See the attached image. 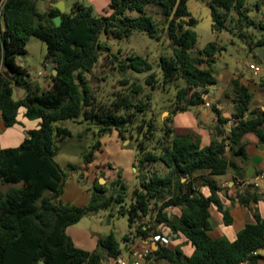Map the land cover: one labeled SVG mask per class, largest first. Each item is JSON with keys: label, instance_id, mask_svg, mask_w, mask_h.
I'll use <instances>...</instances> for the list:
<instances>
[{"label": "trees", "instance_id": "obj_1", "mask_svg": "<svg viewBox=\"0 0 264 264\" xmlns=\"http://www.w3.org/2000/svg\"><path fill=\"white\" fill-rule=\"evenodd\" d=\"M39 1L0 0L2 119L11 128L18 124L19 110L25 108L28 119L41 120L39 129L28 131L22 150L21 147L0 150V182L11 186L6 192L0 191V264H103L104 253L119 257L121 242L113 233L99 240L96 251L87 252L77 248L66 232L83 218L113 205L118 206V215L126 217L129 223L130 231L123 243L149 238L156 223L165 224L174 234L181 233L195 247L194 254L187 257L180 248L159 244L151 258L170 264H259L262 259L259 251L264 249L262 218L254 214V222L247 224L235 241L213 239L209 233V209L216 205L222 210L214 177L232 170L240 183L246 182L235 161L247 160L244 140L248 134H255L264 143V111H250L249 90L233 80V117L241 121L230 135L226 134L227 120L215 107L213 111L219 119L209 147L201 148L198 139L193 142L175 135L174 116L204 105L215 85L211 71L203 66L212 64L225 51L217 42L197 50L198 21L188 9V0H108L112 12L102 16H96L92 6L81 2H76L70 13L56 9L40 12ZM263 3L264 0H259L256 8L260 9ZM151 6L157 7L159 13L149 14L147 9ZM210 8L214 33H231L243 40L250 51L264 45V34L256 39L250 33V29L264 33V22L250 18L247 0H211ZM132 11L138 17L127 15ZM58 15L62 18L59 27L54 23ZM134 32H143L156 40L166 37L173 48L170 58L160 60L161 80L151 73L153 66L148 60L138 55L127 57L118 66L121 72L151 73L146 85L152 88L158 84L163 88L176 86L170 114L162 121V134L158 137L155 120L146 118L148 101L137 100L143 90L141 86L132 84L131 94H118L109 105L97 104L86 78L103 53H108L109 60L119 59L102 44V34L125 39ZM32 37L47 45L44 66L50 62L58 71L56 76L49 73L52 86L42 92H32L29 72L18 64V57L27 54ZM4 71L13 79H8ZM15 84L27 93L18 101L13 99ZM122 84L128 85L127 80ZM146 98L150 100V95ZM81 117L98 128L99 137L116 131L124 140L127 134L133 139L134 133L142 138L137 166L140 183L133 191L130 205H126L125 185L121 183L117 184L120 186L117 194L111 197L105 196L104 185L94 184V193L85 206L62 202L66 174L55 157L61 144L73 135L59 123ZM100 147L101 142L97 141L84 154L85 165L94 162ZM157 163L163 164L164 174L151 170ZM202 171H209V176H199ZM203 187L209 188V197L201 192ZM260 200L253 186L238 194L244 207ZM169 208H178L181 214H169ZM223 213L225 224L231 225L228 212ZM145 218L152 222L149 229H145Z\"/></svg>", "mask_w": 264, "mask_h": 264}, {"label": "rangeland", "instance_id": "obj_2", "mask_svg": "<svg viewBox=\"0 0 264 264\" xmlns=\"http://www.w3.org/2000/svg\"><path fill=\"white\" fill-rule=\"evenodd\" d=\"M52 2L53 0H49ZM68 5V12L77 2V0H66ZM211 0H188V9L194 18L197 19L195 31L198 34L197 50H201L206 44L210 42H217L219 45L225 47L222 55L213 64L216 69H233L248 73L249 60L254 61L247 56L248 45L239 37L228 32L216 34L212 30L211 17ZM79 2L92 6L96 16L106 15L108 6L103 5L104 1L100 0L95 4L80 0ZM259 0H247V6L250 9L249 16L252 20L263 21L264 12L256 8ZM47 3L40 0L38 2L39 11H45ZM148 13L151 15L158 14V8L155 6L148 7ZM260 10V11H259ZM106 13V14H105ZM130 17H138L135 11L128 12ZM159 17H156L158 20ZM251 34L259 37L263 32L259 29H250ZM262 37V36H260ZM102 44L110 48L111 54L119 57L117 61L107 59L108 53H103L97 63L95 69L86 76L89 86L95 96V103L97 104H111L118 94H131L132 84L139 85L143 88L137 100L148 101V113L146 118H153L158 129L157 137L162 133V121H164L170 114L169 108L176 96L177 88L175 85H169L166 88L159 84L155 88L146 85V79L149 74L155 73L157 80H161V73L159 63L162 57H171L173 55V48L166 37L160 40L152 39L143 32H134L129 38L116 39L112 36L102 34L100 37ZM27 50L29 54L22 57V62L26 64L29 69L30 76L28 82L35 87L38 83L43 84L47 78L46 68L43 66L42 59L47 54V45L43 41L32 37L28 44ZM138 55L148 60L153 66L151 73H135L132 70L121 72L119 69V62L129 56ZM41 60V62H40ZM38 62V64H37ZM261 68L260 75H254L255 82L262 85L264 81V62L258 63ZM37 65V68L35 69ZM43 78H42V77ZM250 76V74H249ZM127 80L128 85H123L122 82ZM180 86H184L183 83ZM16 89V88H15ZM25 90V89H24ZM150 95V100L146 98ZM15 99H18V90H15ZM69 128L72 132V137L61 144V151L55 157V161L59 164L66 174L65 193L62 197L67 204H75L84 206L90 201L94 193V184L99 183L105 186V196L111 197L117 194L121 183L125 185L126 205H130L132 201V194L136 187L139 186L138 169L136 173L133 167L138 168V159L140 155L139 143L142 141L136 133L133 134V139L130 135H126V140L120 138L118 133L114 131L112 134H107L99 137L98 128L90 125L81 117L77 121H65L59 123ZM90 128V129H89ZM97 141L103 145L102 152H96L95 163L85 165L83 156L91 150V147ZM126 142V146L122 143ZM154 146L151 145V148ZM100 163L111 165V173L102 167ZM71 166H74L72 168ZM151 170L164 174L166 169L162 163L155 164ZM120 172V175L118 174ZM82 224L91 226L97 231L101 238L108 237L114 234L115 237L122 242L124 236L129 231V223L126 217L118 215V206L113 205L108 210H101L97 214L85 217L80 222ZM100 238V239H101ZM77 247V246H76ZM80 249V248H79ZM98 249V245H97ZM96 249V250H97Z\"/></svg>", "mask_w": 264, "mask_h": 264}, {"label": "crops", "instance_id": "obj_3", "mask_svg": "<svg viewBox=\"0 0 264 264\" xmlns=\"http://www.w3.org/2000/svg\"><path fill=\"white\" fill-rule=\"evenodd\" d=\"M85 1L96 5V2H99L100 0ZM103 1V5L108 6L109 8L110 2L108 0ZM43 2L47 3V7L45 11L42 12H46L50 9H56L58 11H60L59 9H65L64 13H69L67 11L68 3L66 0H53L52 2H50L49 0H43ZM260 10L264 12V3L261 5ZM111 12L112 11L109 8L106 12L107 14H105L109 15ZM262 22H264V16ZM2 25L4 27V24ZM263 34L264 33H262L260 36H263ZM253 35L256 37V39L261 38L260 36L257 37V35L255 34ZM246 51L248 58L254 60H249L248 73L240 71L236 72L233 69H228L226 71H224L223 69H216L213 64L218 59V56L215 58V61L212 64L203 66L205 69L211 71L213 78L215 79V85L212 87L211 94L206 101L211 104V107L208 108L204 104L198 108H193L183 113H177L173 118L175 135L179 137H188L193 142L198 139L201 148L209 147L212 141V133L214 132V127H216L219 119V115H217L213 111V108L215 107L216 109H218V111L220 112V116L224 120L233 117L235 113V105L232 103L233 88L231 83L233 80H238L241 85L245 86L249 90L252 96L250 111H264V81L262 82V85L257 84L255 82V79L253 78L254 75H257V73H254L249 69L250 65H259L258 63L261 61L264 62V60H262L255 53V51H250L249 48H247ZM222 53L220 55H222ZM27 54H29L28 50ZM27 54L25 56H27ZM46 56L47 54L42 59L43 64ZM18 64L26 68L28 72L34 70L32 67L28 69L26 64L23 63L22 60H18ZM44 67L47 71V64ZM36 68L37 65L35 69ZM52 69H55L54 65H52ZM260 73H258V75H260ZM43 76L48 80H46L43 84L38 83L35 87H32V84H30L32 92H42L51 88L52 80L49 73L47 72V75ZM15 90H18V99L14 98ZM26 95L27 93L22 87L16 84L14 85L13 99L15 101L23 99ZM17 120L18 124L11 128H7L4 124L0 112V150L21 147L24 141L28 138V131L39 129L41 123L40 119H28L26 117L25 108H21L19 110ZM244 141L246 143V151L248 156L247 160L246 162H242L241 160H236L235 162L237 164V167L243 173L244 179L248 181L247 175H251V180L254 181L257 180L260 175H264V143H260L258 137L255 134H248L245 137ZM122 143L126 146V142ZM102 151L103 145L101 143L100 149L96 152ZM95 159L96 153L93 163H95ZM105 164L106 163H100L99 167H105V169H109L108 171L111 173V165L107 166ZM136 169V167H133V171L135 173ZM209 173V171H202L199 176L201 175L204 177H208ZM118 174L120 175V172ZM236 178L237 177L232 170H229L223 176L214 177L215 183L217 184L219 189L218 197L222 205V210H219L216 205H212L209 209L211 223V231L209 233L213 239L227 238L229 241H235L238 234L244 229V227L247 224L254 222V214L259 215L264 221V179L260 181L257 188H254L261 196V200L257 204H253L250 207H244L238 201V194L246 190L249 185L240 183ZM10 187V185H4L0 182V191L6 192ZM201 192L206 197H209L211 195L208 187H203L201 189ZM61 200L64 204H67L63 201L62 198ZM225 211L228 212L232 220L231 225L225 224L223 213ZM168 213L172 215H180L181 210L178 208H169ZM143 221L146 222V224H152V222L148 218H145ZM80 222L68 227L66 231L67 235L72 239L77 248H80L87 252L96 251L98 242L101 238L99 233L95 231L91 226L82 224ZM152 226L154 227L155 234L161 237L160 241H155V235H152L147 239L134 238L132 241L124 243L123 248L121 245L122 253L117 258L121 259L124 264H170L166 260H156L153 257H149L152 256L153 252L158 249L159 244L173 249L180 248L184 255H186L187 257H191L194 254L195 247L187 240L184 235H182L181 233L174 234L165 224L158 225L156 223H153ZM147 252L148 256H145ZM259 254L262 257L259 264H264V249L260 250ZM117 258L110 257L104 253L103 264H117Z\"/></svg>", "mask_w": 264, "mask_h": 264}, {"label": "built area", "instance_id": "obj_4", "mask_svg": "<svg viewBox=\"0 0 264 264\" xmlns=\"http://www.w3.org/2000/svg\"><path fill=\"white\" fill-rule=\"evenodd\" d=\"M77 1H79V0H77ZM249 69L252 71V72H254V73H260L261 72V68H260V66H258V65H256V64H252V65H250L249 66ZM205 106L206 107H211V104L209 103V102H206L205 103ZM246 117V116H245ZM241 121V119L240 118H234V117H230V118H228L227 119V122H226V124H225V128H226V134L227 135H230L231 134V132H232V130L239 124V122ZM264 179V175L262 174V175H260L258 178H257V180H248V181H246V182H243V184L244 185H249V186H253L254 188L256 187H258L259 186V183H260V181L261 180H263ZM150 226L151 225H149V224H146L145 225V229H149L150 228ZM151 234L152 235H155V237H154V239H155V241H160L161 240V237L160 236H157L156 234H155V231L153 230V231H151ZM145 256H148V252L145 254ZM117 264H124L123 263V261L121 260V259H119V258H117ZM137 264H139V263H137Z\"/></svg>", "mask_w": 264, "mask_h": 264}, {"label": "water", "instance_id": "obj_5", "mask_svg": "<svg viewBox=\"0 0 264 264\" xmlns=\"http://www.w3.org/2000/svg\"><path fill=\"white\" fill-rule=\"evenodd\" d=\"M201 2L203 1V0H200ZM60 10V12L61 13H64V11H65V9H59ZM54 23H55V25L57 26V27H59L60 25H61V23H62V18H61V15H58V16H56L55 18H54ZM254 51H255V53L262 59V60H264V46H262V45H260V46H257L255 49H254ZM18 60H22V57L21 56H19L18 57ZM52 63H50V62H48L47 63V72L48 73H51L53 76H56L57 74H58V71L56 70V69H52ZM4 75L8 78V79H10V80H12L13 78L9 75V73L7 72V71H4ZM23 148L21 147V150H22ZM247 179L248 180H251L252 179V177H251V175H247ZM183 181H185V180H183ZM40 264H43V262H40Z\"/></svg>", "mask_w": 264, "mask_h": 264}]
</instances>
